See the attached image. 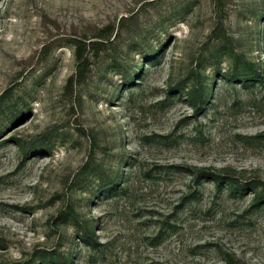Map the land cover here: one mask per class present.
I'll list each match as a JSON object with an SVG mask.
<instances>
[{"label":"rangeland","instance_id":"obj_1","mask_svg":"<svg viewBox=\"0 0 264 264\" xmlns=\"http://www.w3.org/2000/svg\"><path fill=\"white\" fill-rule=\"evenodd\" d=\"M0 264H264V0H0Z\"/></svg>","mask_w":264,"mask_h":264},{"label":"trees","instance_id":"obj_2","mask_svg":"<svg viewBox=\"0 0 264 264\" xmlns=\"http://www.w3.org/2000/svg\"><path fill=\"white\" fill-rule=\"evenodd\" d=\"M73 44V47L75 48V55H76V59H77V62H78V69L80 70V66H83L85 63L88 62L89 60V57L85 54L84 50L86 49L87 46H84V47H81L76 41L72 42ZM204 175L203 179H208L210 181H213L217 184V186L219 187V189L222 188L223 184H234V181L232 180H228V179H225V178H221L219 176H216V174L212 173V172H208L206 174H202ZM257 182L259 181H253V182H250L248 184V186H254V185H258ZM255 187H258V186H255Z\"/></svg>","mask_w":264,"mask_h":264}]
</instances>
